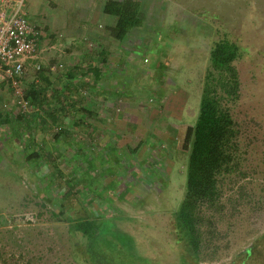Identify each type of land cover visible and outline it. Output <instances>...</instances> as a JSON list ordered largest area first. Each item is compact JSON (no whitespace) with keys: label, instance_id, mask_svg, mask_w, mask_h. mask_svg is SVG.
Here are the masks:
<instances>
[{"label":"rangeland","instance_id":"1","mask_svg":"<svg viewBox=\"0 0 264 264\" xmlns=\"http://www.w3.org/2000/svg\"><path fill=\"white\" fill-rule=\"evenodd\" d=\"M141 1L144 25L123 42L109 36L107 26L114 19L103 13L104 0H39L29 5L32 20L43 25L47 36L54 31L63 40L47 41L42 46L55 48L43 49L27 61L20 90L26 96L36 72L44 68L43 59L50 62L49 73L55 75L68 72L75 63L82 65L96 51L109 52L110 63L116 67L106 65L105 73L115 71L127 84L123 88L118 77L102 84L117 91L108 115L104 111L108 104L94 100L87 88L71 89L85 98L87 106L105 115L91 122L94 130L81 128L83 134L78 130L76 137H85L98 150L109 152V142L112 147L136 151L135 170L134 159L124 173L114 166L108 179L118 180L116 190L104 193V201L122 210L125 218L119 225L136 237L144 251L164 263H178L185 251L176 240L173 212L182 201L187 179L189 151L183 147V135L199 114L218 28L227 29L246 51L237 61L241 88L233 104L241 128L243 169L226 185L224 208L216 214L214 239L219 253L212 258L206 254L198 264H242L249 248L255 253L245 264H264V0ZM70 39L77 41L73 52L66 51ZM161 50L164 62H153ZM5 83L0 111L12 119L17 116L16 121L22 114L36 117L35 104L21 112L15 88ZM61 119L66 126L72 125L71 119ZM16 121L0 122V264H89L83 252L85 240H75L67 224L52 220V205L39 196L36 184L40 177L49 179L53 167L45 162L27 166L21 140L13 135ZM148 157L155 161L156 175L150 173L148 163L141 162ZM60 166L65 173L72 170L65 162ZM98 179L99 184L105 181ZM128 185L131 190L121 199L118 195ZM110 208L102 211L112 214Z\"/></svg>","mask_w":264,"mask_h":264},{"label":"trees","instance_id":"2","mask_svg":"<svg viewBox=\"0 0 264 264\" xmlns=\"http://www.w3.org/2000/svg\"><path fill=\"white\" fill-rule=\"evenodd\" d=\"M102 11L114 19L107 30L109 36L118 42L125 41L132 31L141 28L146 18L141 0H104ZM217 33L218 38L214 40L209 53L197 120L185 129L183 135V147L189 151L187 179L182 201L173 212L176 240L185 251L178 263H164L160 257H152L144 251L136 237L119 225L125 218L122 210H116L104 201V193L116 190L118 180L108 179L115 172L114 166L124 173L131 159H134L132 164H135V170L136 151L110 147L107 152L86 143L85 137L75 138L76 130H94L91 122L101 121L103 117L96 109L83 103V96L72 93L71 89L76 85L53 90L54 97L51 98H55V103H49L48 112L52 124L47 130L54 146L46 147V143L42 142L37 148H24L25 161L28 167L39 162L52 165L50 178L40 177L37 182V192L39 196L42 194L40 197L44 203L52 205L49 211L51 219L67 224L69 234L75 240L79 237L85 240L83 252L89 264H198L206 254L212 258L219 253L214 239L218 233L216 214L224 208L226 185L243 169L241 128L233 113V104L238 101L241 88L237 61L243 58L246 51L239 41L231 38L227 29L219 27ZM157 53L152 61L164 62V52L161 50ZM95 58H98L96 63ZM108 64L109 52L105 49H101L98 57L92 54L89 58L86 72L95 79L87 82L91 95L99 97L117 92L99 86L100 80L120 78L115 71L111 75L105 74L104 69ZM66 73L73 74L71 70ZM119 83L124 88L127 81L120 78ZM44 89L31 84L26 93V98L41 112L46 109L42 106L48 104ZM67 111L72 117V127L63 124L61 119V116H67ZM19 118L27 119L23 114ZM40 118L45 129L46 118ZM79 132L83 134L82 130ZM129 154L133 155L132 158ZM61 161L70 165L72 170L65 173L60 166ZM141 162L143 165L148 163L151 174H157L154 160L148 157ZM99 177L105 178L104 183L99 184ZM130 190L131 185H128L118 196L123 199ZM106 205L111 207L109 211L112 214L102 211ZM253 253L254 248H249L242 264Z\"/></svg>","mask_w":264,"mask_h":264},{"label":"built area","instance_id":"3","mask_svg":"<svg viewBox=\"0 0 264 264\" xmlns=\"http://www.w3.org/2000/svg\"><path fill=\"white\" fill-rule=\"evenodd\" d=\"M46 36L43 25L29 17L27 0H0V80L15 88L21 112L31 106L20 90L27 61L56 46H42Z\"/></svg>","mask_w":264,"mask_h":264},{"label":"crops","instance_id":"4","mask_svg":"<svg viewBox=\"0 0 264 264\" xmlns=\"http://www.w3.org/2000/svg\"><path fill=\"white\" fill-rule=\"evenodd\" d=\"M37 1H39V0H27V8L29 5H31ZM31 7H32V5H31ZM30 11L28 9L29 17L31 18ZM49 33H50V35L48 34V36H46L45 38L42 39L41 44H45V43H47V41H50V43H54V42H60L59 39L63 40V37L60 38L59 34L57 32L53 31V32H49ZM96 40H98V39H96ZM69 41L70 42L68 43L69 45H68V48H66V51L70 52L72 50V52H73V51H75V49H77L76 48V42L77 41L72 40V39H70ZM87 52H86V55L88 54ZM93 55L95 57H98V51L94 52ZM54 60H56V59H52V62H54ZM97 60H98V58H95V63L98 62ZM42 62H43L44 68L41 71L36 72V75L34 76V80L32 82H30V85L34 84V85H36V87H40V88L45 87L44 90L46 92H43V94L45 95V97L47 99L46 102L48 101V104L45 106H42V107H46V109L44 111H42V113H41V112H39L40 109L36 106V108H37L36 117L27 118L26 120H20V118L18 117L17 121H16L17 116L12 119L10 117V115H8V113H4L3 111H0V122L11 121V120L16 121L15 131H13V135L15 136V139L20 138L21 146L23 147V150H24V148L30 149L33 146L37 148V147H39V144H42V142L46 143V145H47L46 147H48V146L53 147L54 146L53 142H52V138L50 136L51 134L47 130V128H49L47 126L52 124V121H50V117L48 116V112L50 110L49 103L50 102L55 103V100H54L55 98L54 99L51 98V96H53V90L54 89L62 88L65 86L68 88L69 85L70 86L76 85L78 87V90L82 91L81 87L87 88V82L89 81V79L93 80V81L95 80L92 74H87V72H86V67L89 63V58L82 65H80V63H75V65H72V67L70 66V70H73L71 72V73H73L72 75H69V73H66V74L62 73V74H55V75L50 74L51 73L49 71V66H50L49 63L50 62H48L46 60L44 61V59L42 60ZM31 64H32V62H31ZM31 64L29 65L30 67H31ZM109 66H110V68H114V67H116V64L110 63ZM77 67H80L81 69H76ZM74 69H76V71H78V72H74ZM110 72H113V71L110 70ZM113 78H111L110 80H112ZM74 79H75V81H74ZM80 79H82L84 81H82ZM110 80H106V81H105V79L100 80L99 86L102 87L103 89H108V88L103 87L102 84H104ZM119 81H120V78H119ZM5 82L6 81H4V80H2V81L0 80V92L6 86L7 83H5ZM96 83H97L96 85H98V80ZM56 84H60V86H57ZM110 84L112 86V83H110ZM111 88H113V87H111ZM91 96L94 98V100L96 98H98V99H101L102 101H104L108 104L107 106H104V109H105L104 111L106 112L105 115H108L109 113L107 112V110L109 111L111 109V106L113 104L111 102L114 101L113 98H114L115 94H109V95L105 94L104 96H99V97L94 96V95H91ZM106 96H107V98H106ZM84 101H85V99H84ZM83 103H85V102H83ZM91 104H93V103H91ZM90 106H88V107H90ZM90 108L95 109L93 107H90ZM96 110L98 111V109H96ZM104 111L103 110L101 112L98 111L99 115L101 117H105L104 113H102ZM66 115H67L66 118H68L69 120L70 119L72 120V117L68 111H67ZM40 117L46 118L47 123L44 125L46 131L41 125L42 120L41 121L39 120ZM95 122H96V120H95ZM70 126L72 127L71 124H70ZM79 130H81V128ZM24 131H25L26 136L23 135ZM76 131H78V130H76ZM21 135H23V136H21ZM75 138H76V136H75ZM106 146L112 147L109 142L107 143ZM113 147H115V146H113Z\"/></svg>","mask_w":264,"mask_h":264}]
</instances>
